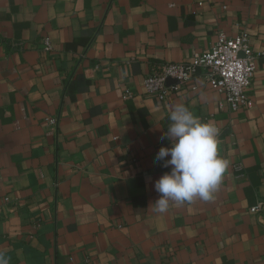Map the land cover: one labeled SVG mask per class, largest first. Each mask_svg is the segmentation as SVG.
<instances>
[{"label":"crops","instance_id":"crops-1","mask_svg":"<svg viewBox=\"0 0 264 264\" xmlns=\"http://www.w3.org/2000/svg\"><path fill=\"white\" fill-rule=\"evenodd\" d=\"M242 31L252 106L231 110L200 70L163 100L145 90L153 64ZM180 103L217 127L229 167L212 200L159 213L154 181L170 169L155 155ZM263 197L264 0H0L9 264H264V211H250Z\"/></svg>","mask_w":264,"mask_h":264},{"label":"clouds","instance_id":"clouds-1","mask_svg":"<svg viewBox=\"0 0 264 264\" xmlns=\"http://www.w3.org/2000/svg\"><path fill=\"white\" fill-rule=\"evenodd\" d=\"M170 121L155 161L169 168L154 181L160 194L152 203L153 210L164 213L170 202L210 201L219 188L229 161L219 155V130L210 122H203L184 104H176L168 115ZM0 264H9L6 253L0 250Z\"/></svg>","mask_w":264,"mask_h":264},{"label":"built area","instance_id":"built-area-1","mask_svg":"<svg viewBox=\"0 0 264 264\" xmlns=\"http://www.w3.org/2000/svg\"><path fill=\"white\" fill-rule=\"evenodd\" d=\"M45 51L51 46L48 38L43 39ZM200 70L210 87L223 95L225 104L231 110L252 106L249 87L255 73L254 54L249 45V36L242 31L235 36L219 34L216 41L206 50L193 55L189 62H162L153 64L144 77L143 86L149 93L165 99L176 91L181 83L190 80ZM175 79L171 85L166 79ZM125 96L129 92L124 88ZM222 103H220V106ZM51 125H56V117H48ZM254 214L264 211V197L250 207Z\"/></svg>","mask_w":264,"mask_h":264},{"label":"water","instance_id":"water-1","mask_svg":"<svg viewBox=\"0 0 264 264\" xmlns=\"http://www.w3.org/2000/svg\"><path fill=\"white\" fill-rule=\"evenodd\" d=\"M174 82H177V81L175 79H171V78L166 79L167 84L174 83Z\"/></svg>","mask_w":264,"mask_h":264}]
</instances>
